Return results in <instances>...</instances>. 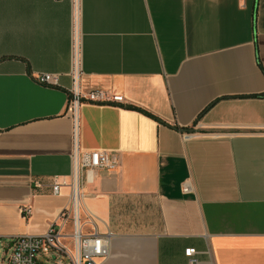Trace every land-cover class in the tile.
Here are the masks:
<instances>
[{
    "label": "crops",
    "instance_id": "1",
    "mask_svg": "<svg viewBox=\"0 0 264 264\" xmlns=\"http://www.w3.org/2000/svg\"><path fill=\"white\" fill-rule=\"evenodd\" d=\"M73 10L0 0L1 241L43 234L71 204L69 186L52 187L73 169ZM78 12V90L123 98L77 115L79 150L119 160L83 175V230L109 235L98 264H192L187 248L196 264H264V0H78Z\"/></svg>",
    "mask_w": 264,
    "mask_h": 264
},
{
    "label": "built area",
    "instance_id": "2",
    "mask_svg": "<svg viewBox=\"0 0 264 264\" xmlns=\"http://www.w3.org/2000/svg\"><path fill=\"white\" fill-rule=\"evenodd\" d=\"M74 5L73 23L71 30V61L69 75L73 87L70 89L69 107L74 122V152L73 169L69 182H54L52 190L59 194L62 186L71 188V204L63 209L58 221L40 235H23L5 242L0 256V264H98L109 254V235H102L97 230L84 232L85 224L81 215V200L84 196L82 181L84 172L94 173L103 169H115L119 165L118 156L106 151H80L77 143V115L82 104H109L123 102L121 96H109L103 90H94L81 93L78 90V81L82 74V38L78 25V0H72ZM37 82L44 85H58L59 74L38 73ZM35 187H41L39 182ZM189 191V186H185ZM22 212L28 214L29 208ZM70 221L71 233H66V222ZM1 242V240H0ZM195 248H187L185 255L192 264L198 263L195 257Z\"/></svg>",
    "mask_w": 264,
    "mask_h": 264
},
{
    "label": "rangeland",
    "instance_id": "3",
    "mask_svg": "<svg viewBox=\"0 0 264 264\" xmlns=\"http://www.w3.org/2000/svg\"><path fill=\"white\" fill-rule=\"evenodd\" d=\"M4 243H5V241L0 242V256L2 255V249L5 246Z\"/></svg>",
    "mask_w": 264,
    "mask_h": 264
}]
</instances>
